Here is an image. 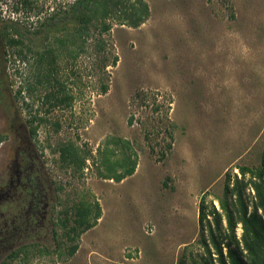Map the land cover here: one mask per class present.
<instances>
[{
    "label": "rangeland",
    "instance_id": "1",
    "mask_svg": "<svg viewBox=\"0 0 264 264\" xmlns=\"http://www.w3.org/2000/svg\"><path fill=\"white\" fill-rule=\"evenodd\" d=\"M15 1L0 0V29L9 18L34 25L71 2L28 0L16 11ZM145 1L150 15L144 23L111 29L119 60L108 68L105 94L99 93L101 71L90 76L82 55L57 65L64 86L58 94L56 82H37L32 57L22 62L16 49L6 48L4 103L12 106L6 111L0 103V135L15 136L9 123L15 116L19 134L43 163L54 201L45 228L33 225L24 230L27 239L15 238L8 249L0 245V261L34 242L27 258L20 254L9 264H176L197 237L202 194L220 195L225 172L236 165L260 163L264 0ZM30 86V93L17 95ZM62 96L71 99L52 104ZM32 116L43 118L34 122L35 135ZM112 137L131 141L137 155L134 173L120 182L101 176ZM61 148L75 149V161L64 160ZM114 153L121 157L120 148ZM80 205L89 207L91 221L98 205L100 217L71 240L67 231ZM33 232L37 237H29ZM72 244L78 246L69 256Z\"/></svg>",
    "mask_w": 264,
    "mask_h": 264
},
{
    "label": "trees",
    "instance_id": "2",
    "mask_svg": "<svg viewBox=\"0 0 264 264\" xmlns=\"http://www.w3.org/2000/svg\"><path fill=\"white\" fill-rule=\"evenodd\" d=\"M14 4L17 11V5L24 8L30 5V2L17 0ZM149 15V6L145 0H71L65 7L47 14L34 25L18 18H9L3 22L0 31L4 36L6 48L16 49V55L22 62L31 57L34 59L41 75L37 82H56L59 94L64 86L55 76L57 65L61 60L73 61L82 55L90 61V76L96 74V68L101 71L99 93L105 94L109 90L108 68L116 66L119 60L110 38L113 25L138 27ZM6 54L7 52L5 57ZM6 86V74L2 69L0 103L5 109L12 106L4 103ZM30 88H20L16 93H30L34 86ZM53 95L50 91L44 96L49 100ZM21 97L24 99V96ZM69 99L71 96L55 97L52 104ZM21 104L27 106L24 100ZM37 119L43 120L42 117L36 116L28 120L29 132L32 135H35L37 130V125H34ZM15 120V116L10 114V127L15 125ZM131 122L132 119L129 123ZM56 126H59L58 123ZM118 148L121 150V157L115 158L114 152ZM133 148V143L127 139L109 138L101 161L107 173L101 176L120 182L132 175L137 158ZM75 152V149L69 148L60 150L64 160L69 158L75 161ZM84 159L80 160L79 166L84 163ZM233 170L225 172L220 195L208 198V194L203 193L200 197L197 237L183 246L176 264H264V152L257 166L236 165ZM90 213L88 206L77 207L74 223L67 231L74 234V237H69L71 240L96 224L100 217L99 206L96 205L92 221L89 218ZM33 225L45 228V224L39 222L9 224V229L0 234V245L8 249L15 238L27 239L23 236L24 230ZM62 226L66 227L65 221ZM30 235L32 238L37 237L36 232ZM33 244L34 242H28L13 248L2 258L0 264H9L10 259L17 258L20 254L27 258L30 252L28 248ZM77 246L72 244L69 247V256L75 253Z\"/></svg>",
    "mask_w": 264,
    "mask_h": 264
},
{
    "label": "flooded vegetation",
    "instance_id": "3",
    "mask_svg": "<svg viewBox=\"0 0 264 264\" xmlns=\"http://www.w3.org/2000/svg\"><path fill=\"white\" fill-rule=\"evenodd\" d=\"M5 52V39L0 31V71H5ZM10 130L14 137L0 135V234L12 223L46 224L54 201L39 155L15 125Z\"/></svg>",
    "mask_w": 264,
    "mask_h": 264
}]
</instances>
